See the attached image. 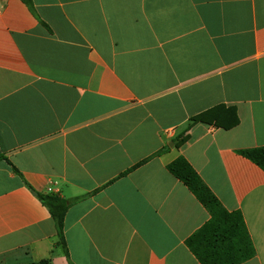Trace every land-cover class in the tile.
<instances>
[{
	"label": "crops",
	"instance_id": "crops-1",
	"mask_svg": "<svg viewBox=\"0 0 264 264\" xmlns=\"http://www.w3.org/2000/svg\"><path fill=\"white\" fill-rule=\"evenodd\" d=\"M31 1L0 0V264H68L35 193L84 196L73 264H200L186 240L210 215L166 170L178 157L241 214L240 264H264V170L240 155L264 147V0ZM218 106L235 127L186 132Z\"/></svg>",
	"mask_w": 264,
	"mask_h": 264
},
{
	"label": "trees",
	"instance_id": "trees-1",
	"mask_svg": "<svg viewBox=\"0 0 264 264\" xmlns=\"http://www.w3.org/2000/svg\"><path fill=\"white\" fill-rule=\"evenodd\" d=\"M20 1L32 15H35L31 0ZM42 25L47 27L44 23ZM196 123L229 130L238 124V119L234 109L218 106L192 117L186 132L189 131L191 125ZM187 138V134L176 136L173 139L174 147H181ZM167 149L157 151L127 172L154 157L160 156ZM240 155L264 170V147L243 150ZM0 159L2 158L0 157ZM13 170L21 177L15 168ZM166 170L187 187L210 215L209 220L186 240V246L200 264H240L252 258L255 251L241 214L237 211H226L184 158H176L166 166ZM27 187L31 189L29 186ZM97 191H93L92 194ZM35 195L41 204L46 207L54 223L58 238L56 246L61 248L68 264H73L64 238V218L69 208L84 199V196L65 199L59 193H35ZM30 264L51 263L49 260H41Z\"/></svg>",
	"mask_w": 264,
	"mask_h": 264
},
{
	"label": "water",
	"instance_id": "water-1",
	"mask_svg": "<svg viewBox=\"0 0 264 264\" xmlns=\"http://www.w3.org/2000/svg\"><path fill=\"white\" fill-rule=\"evenodd\" d=\"M169 146H172V143H170Z\"/></svg>",
	"mask_w": 264,
	"mask_h": 264
}]
</instances>
